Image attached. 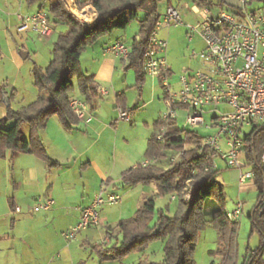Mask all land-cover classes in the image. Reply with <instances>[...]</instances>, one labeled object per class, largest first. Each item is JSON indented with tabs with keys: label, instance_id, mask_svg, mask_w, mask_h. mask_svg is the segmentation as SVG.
<instances>
[{
	"label": "trees",
	"instance_id": "1",
	"mask_svg": "<svg viewBox=\"0 0 264 264\" xmlns=\"http://www.w3.org/2000/svg\"><path fill=\"white\" fill-rule=\"evenodd\" d=\"M31 4L35 0H24ZM162 0H85L80 1V8L92 5L96 10L93 21H80L63 4L62 0H41L39 7L43 11L47 4L46 14L51 27L56 22L66 25L65 31L58 32L52 45V56L47 68L43 71L34 66L33 79L37 89L43 94L23 109L12 110L7 107L6 117L0 119V158L6 151L30 153L52 167L56 162L50 160L41 141L40 131L49 118L56 115L66 130H71L77 118L69 107L72 96L73 80L77 90L85 101L96 94L92 75L87 74L80 66L79 58L87 46L99 38L116 30H124L139 10L146 14L139 21L137 37H133L126 59L127 68L132 69L136 81L144 80L142 62L145 50L157 21V4ZM200 3L206 4L204 0ZM219 0L218 4H224ZM38 10V11H39ZM4 94L0 90V95ZM8 105V101L5 98ZM125 107L124 100L117 96L116 106ZM12 121L8 128L3 125ZM29 125V137L21 138L20 125ZM163 121H155L153 132L148 138L145 158L152 160L146 166L138 163L124 173L125 181L130 185H153L155 192L146 196L134 214L117 222L120 238L115 244L96 243L92 251L102 260H120L133 251L144 248L151 239H164V258L160 262L149 264H194L196 239L207 225L217 230L218 246L215 254L216 264H264V214L260 215L264 197V165L260 161L261 148L264 143V126H259L243 135V145L247 160L253 165L252 172L258 187L259 196L251 214V227L261 235V242L254 250H249L240 263L236 261V236L238 224L226 216L224 196L221 184L217 180V171H210L208 160L199 153L198 147L202 134L198 131L180 128L177 122H167L162 132V140L157 139ZM176 152L178 157L168 167L158 164L165 159L166 153ZM254 157L257 165H255ZM192 179L195 187L188 201L180 198L187 180ZM169 196L176 202L175 212L171 215L169 206L157 210L154 225H150L155 214V199ZM175 195V199L171 196ZM111 240V235L108 237ZM213 264V263H212Z\"/></svg>",
	"mask_w": 264,
	"mask_h": 264
},
{
	"label": "rangeland",
	"instance_id": "2",
	"mask_svg": "<svg viewBox=\"0 0 264 264\" xmlns=\"http://www.w3.org/2000/svg\"><path fill=\"white\" fill-rule=\"evenodd\" d=\"M204 1L206 4L203 5L210 6L212 8V12L215 14H218L222 9H230L228 6L218 4L219 0ZM185 4L188 7L196 5L201 8L202 6L199 0H162L157 4V13L160 21H162V16L169 6L176 9L180 15V20L182 21V23H178L176 26L174 24H170L168 27L163 25V27L158 30L157 34L160 39L167 41V48L164 53V57L166 59L167 66L170 68L168 83L172 90L178 89V80L184 71L193 73L202 69L201 61L198 58H193L191 53L192 51L198 53L202 50L203 42L200 36L196 32L191 31L188 27V25L194 26L196 24V20L194 18V14L188 8H185ZM43 11L46 14L49 13L47 4H44ZM145 14V10H139L136 18L133 19L127 26L125 31L127 32V36L123 38V43L126 46L131 43L132 37L137 35L139 21L144 18ZM1 25L2 24L0 22V26ZM54 26V36L52 40H54L58 32L65 31L67 29L66 25L61 22H56ZM116 32L117 34H123L122 30H117ZM11 34L12 36L10 37ZM44 39L45 38L43 37V40H38L33 33L28 35L26 33H16L14 29L10 30L8 34L6 30H0V90L4 92V94L1 93L0 95V119L6 117L7 107L12 110H20L35 101L39 96L43 95L34 84L33 68L36 66L44 71L50 62L52 56V43L50 44L48 41H44ZM21 53H25L27 55L22 57ZM118 62L121 64L120 61ZM124 73L127 76L124 87L127 92L128 105L129 109H131L132 118L129 122L119 121L118 119V122H122L124 125L121 129H119V126L116 125H114L116 128H114V126H110L109 123L111 120H109L107 121L108 124H106L107 127L103 130H133V135L132 138H130L129 143L125 144L120 141L121 131H118V146L115 152L114 147H112L111 144L113 135L112 133L108 135L109 137L106 139L107 143H104L105 149L102 151V162L109 167L111 166L113 160H116L117 157L121 155L120 152L122 153L124 151H130L133 148L143 147V132L145 130H153V121H160L161 113L165 110L164 88L157 77L152 78L150 76H145L143 82L138 84L134 71L132 69H127L122 72V75L118 80L119 82L124 80ZM71 94L75 97H80L75 80H73V90L71 91ZM5 98L8 101V105ZM113 106L114 105L111 104L110 109H105L106 114H108L107 110L112 112ZM206 121L208 122V119H206ZM176 122L178 127L192 129L198 131L202 135L212 131L206 130L204 127H191L186 125L184 118L179 115ZM11 125L12 121H8L3 126L8 128ZM73 126V133L81 132L82 134H85L89 140L95 138L94 133L84 131L90 130L89 128L85 129V127L81 124ZM29 130L30 128L27 123H22L20 125L22 139H28ZM56 130L66 129L62 127L58 117L53 115L47 121L46 126L40 131V136L42 135L45 143H47L46 145L49 151H52V148L48 143L50 135L53 133V135L56 136ZM248 132L249 128L245 127L244 130H242V135ZM77 134L80 138L79 133ZM79 138L77 139L79 140ZM75 142L76 145L83 146L87 143V140L80 139L79 141L75 140ZM7 154L13 155L9 157V159H5L4 157L0 158V202H3V200L6 202L4 195L5 191H7L9 196L14 194V187H12L14 181L19 182L24 179L22 184L23 186L19 189L21 194L26 193V196H29L34 192V182L27 181L25 173L27 167L34 166V163L31 160H37L36 157H33V155L30 156L25 155L24 153L11 151H7ZM175 154L176 152L173 151L166 153L165 160L161 161V164H169L170 158L174 157ZM79 161L85 162L86 158L81 157L79 158ZM36 162L40 164V167L43 166L41 161L37 160ZM238 162L243 172L252 171L253 165L247 160L244 150L239 154ZM37 167V169L41 171V168L39 166ZM219 169L220 170L216 178L222 186L226 210H232L234 204L238 201L242 203V211L236 219L238 231L236 236L235 259L237 263H240L245 254H247L249 250L256 249L261 242V235L258 231L252 230L251 219L249 217L259 196L258 187L255 183L254 177L246 179L244 182H239L238 169L224 168L223 166ZM90 175L87 177H90ZM114 177H116V174H114ZM7 180H10L11 185H7L5 187V182ZM94 184L98 185L95 178L89 180L87 188L85 189V195L86 193L88 195L90 187ZM123 186H125L123 183H119L114 186V189L112 188L113 190H110V192L120 194L122 199L118 204L99 205L96 209L99 217L107 214H110V216L114 218H124L132 215L137 206L131 203V199L126 201V198L123 195ZM146 186H150V190L154 193L155 187L153 185ZM102 193L105 196L109 192ZM76 194H79L80 197V186L77 187ZM31 197L32 196L28 198L30 199ZM77 200L78 199H74L71 201L77 202ZM142 200L139 201V204ZM35 202L36 200L32 203ZM123 204H125V206H128L129 204L130 211L131 209L132 211H126L127 207H122ZM167 205L169 206V211L167 213L172 215L176 209V202L174 200H170V197L167 195L157 197L155 199V214L151 219L150 225H154L156 221L157 210L160 208L165 209ZM92 228V234H90L91 226L78 230L76 238L70 242L71 246L75 245L76 247V251L72 253V257H79L80 259H83L86 264H92V258L94 261L96 260L95 264H100V261H103L102 264H149L150 262H160L164 258L165 240L158 238L149 240L142 250L130 252L120 260H102L92 251V245L99 243L102 239V237L99 239L97 236L100 233L103 234V236H106L105 231L109 233L111 235V242L108 243V245L111 246L112 244H115L116 239L119 240V231L116 225H111L110 229L101 227L100 224ZM65 232L66 231H64L61 236L63 242L67 244L64 237ZM217 246V230L211 225H207L197 236L194 251V264H216L218 261V257L215 254ZM262 257L264 259V248Z\"/></svg>",
	"mask_w": 264,
	"mask_h": 264
},
{
	"label": "built area",
	"instance_id": "3",
	"mask_svg": "<svg viewBox=\"0 0 264 264\" xmlns=\"http://www.w3.org/2000/svg\"><path fill=\"white\" fill-rule=\"evenodd\" d=\"M236 1L239 8L228 6L229 10L222 9L218 14L213 13L210 6L202 5L199 8L185 4L196 20L194 26L188 27L203 42L202 50L191 53L193 58L201 61L202 69L193 73L184 71L179 77L177 90H172L168 83L170 70L164 57L167 41L157 35L163 25L168 27L182 23L179 13L170 6L164 12L162 21L159 15L156 17L155 28L144 53L142 71L145 76L157 77L164 88L165 110L160 117L164 124L159 128L157 139L162 140L165 124L177 121L178 115L184 118L186 125L212 130L202 136L198 147L199 153L209 162L207 169L219 171L221 166L238 169V180L244 182L253 177V172H243L238 162L243 145L242 130L245 127L253 130L264 126V0ZM28 29L41 38L52 31L46 14L40 10L21 17L17 30ZM106 51L126 60L129 47L123 42H115ZM96 91L106 93L101 86H97ZM69 107L79 120L87 112L86 103L75 97L70 98ZM116 109L119 119H131L130 110L121 105H117ZM177 157L178 154L171 157L170 163H174ZM260 161L264 165V143ZM151 162L145 159L141 164L146 166ZM194 187L195 182L187 180L180 198L188 201ZM171 198L175 199V195ZM121 199L118 193H107L105 196L102 190L95 193L91 203L81 210L76 225L64 233L66 241L72 242L78 230L100 224L96 210L99 205L118 204ZM52 203L53 199L47 195L39 198L32 209L46 210ZM261 207L264 209V197ZM15 210L19 211V207ZM241 211L242 203L238 201L232 210H226V216L230 221H236Z\"/></svg>",
	"mask_w": 264,
	"mask_h": 264
},
{
	"label": "crops",
	"instance_id": "4",
	"mask_svg": "<svg viewBox=\"0 0 264 264\" xmlns=\"http://www.w3.org/2000/svg\"><path fill=\"white\" fill-rule=\"evenodd\" d=\"M80 1L85 0H62L71 13L72 10H85V13L90 16L89 20H82L72 13L80 21H93L97 13L95 8L92 5H85L80 8L78 6ZM40 5L41 0H35L31 4H27L24 0H0V22L2 24L0 30H6L7 34L13 29L16 33H26L27 35L33 33L38 40H43V37L41 38L33 30H17L21 17L38 11ZM126 28L122 30L123 34H117L116 30L99 38L96 42L87 46L79 58L81 68L87 74L92 75L95 88L101 86L106 89L105 94H99L96 91L95 96L88 101H85L82 96L75 97L73 94L71 96L86 103L87 112L82 120L77 119L76 125L81 124L85 129L89 128L90 130L84 131L94 133L95 138L89 140L81 132L73 133V128L71 130H56V136L53 133L50 135L48 143L52 151H49L47 143H45L41 135V141L50 160L57 164L49 167L36 157L43 166L40 167V164L36 162L37 160H31L34 166L27 167L25 173L27 181L34 182V192L29 196H26V193L21 194L19 189L22 188L24 179L19 182L14 181V184H12V187H14L13 195L9 196L7 191L4 192L6 202L4 200L0 202V264H86L83 259L72 257L76 247L75 245L71 246L70 242L65 244L61 235L78 222L81 210L91 203L94 194L100 190L113 193L110 190L114 189L116 184L123 183L125 186L122 189L124 190L123 195L126 201L131 199V203L135 204L137 209L141 204H139V201L153 193L150 190V186L142 184L130 185L125 181L124 177V173L127 170L146 159L144 154L147 141L153 130H145L143 132V147L120 152L121 155L116 160H113L110 167L102 162V151L105 149L104 143H107L106 139L109 134L112 133L113 135L111 144L114 147V152L118 146V131H121L120 141L125 144L129 143L133 135V130H103L107 127L106 124H108L107 121L109 120H111L110 126L116 125L119 126V129L124 126L122 122H118L119 118L116 109L118 95L125 102L124 108L129 109L127 92L124 87L127 79L126 74L124 73V80L118 81L122 72L128 69L127 62L119 56L106 51L107 47L113 43L123 42V38L127 36ZM53 36L54 28L52 27L51 33L44 37V41H48L53 45L56 39L55 37L52 40ZM133 37H137V35ZM111 104L114 105L113 110L112 112L107 110L108 114H106L105 109H110ZM119 121L125 120L119 119ZM77 133H79L80 138ZM77 138L79 140H87V143L83 146L76 145L75 140L79 141ZM24 154L32 156L30 153ZM12 155H8L6 151L4 158L9 159ZM33 157L35 156L33 155ZM81 157L86 158V161H79ZM161 161L158 164H161ZM169 165L170 163L167 165L161 164L163 167H168ZM37 166L41 168V171L37 169ZM114 174H116V177H114ZM88 175L90 177H87ZM93 178L96 179L98 185L94 184L91 186L88 195L87 193L85 195L87 183ZM7 185H11L10 180L5 182V187ZM78 186L81 187L80 197L79 194H76ZM47 195L53 199L52 205L46 210L33 211L32 208L37 200L39 198L43 199ZM30 196L32 197L29 199L28 197ZM74 199H78L77 202L71 201ZM35 200L36 202L32 203ZM128 206L123 204L122 207H127L126 211L131 212L132 209L130 211V206L129 208ZM16 207H19V211L15 210ZM124 218H114L110 214L102 215L100 217V226L110 229L111 225H117V222ZM92 227L94 226H91L90 234H92ZM105 233L106 236L100 233L97 237L99 239L102 237L101 241L104 240L108 244L111 242L108 238L110 234L106 231ZM95 261L92 258V264H95ZM102 263L103 261H100V264Z\"/></svg>",
	"mask_w": 264,
	"mask_h": 264
},
{
	"label": "water",
	"instance_id": "5",
	"mask_svg": "<svg viewBox=\"0 0 264 264\" xmlns=\"http://www.w3.org/2000/svg\"><path fill=\"white\" fill-rule=\"evenodd\" d=\"M223 2L225 3V5H227L229 7L239 8V6H240L239 3L236 0H224ZM21 56L25 57L26 54L25 53H21ZM254 162H255V165H257V161H256L255 157H254ZM263 186H264V183H263ZM261 214H264V209L262 207L260 209V215Z\"/></svg>",
	"mask_w": 264,
	"mask_h": 264
},
{
	"label": "bare ground",
	"instance_id": "6",
	"mask_svg": "<svg viewBox=\"0 0 264 264\" xmlns=\"http://www.w3.org/2000/svg\"><path fill=\"white\" fill-rule=\"evenodd\" d=\"M86 10H88V9H86ZM72 13L75 14L78 18H80L82 20H89L90 19V16L85 13V10H83V11L72 10Z\"/></svg>",
	"mask_w": 264,
	"mask_h": 264
}]
</instances>
